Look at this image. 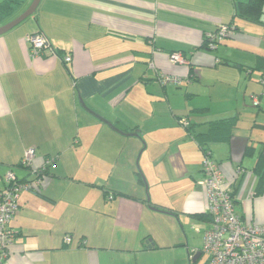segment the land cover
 Listing matches in <instances>:
<instances>
[{
	"label": "crops",
	"instance_id": "0c3cea01",
	"mask_svg": "<svg viewBox=\"0 0 264 264\" xmlns=\"http://www.w3.org/2000/svg\"><path fill=\"white\" fill-rule=\"evenodd\" d=\"M247 1L40 0L0 35V189L9 169L29 176L20 166L27 150H35L36 167L46 157L56 162L38 190L20 193L4 264H198L212 223L204 154L178 120L206 131L208 121L240 112L238 101L214 104V82L236 80L238 92L256 72L264 82V23L236 15ZM14 2L0 27L33 0ZM230 22L236 31L205 46L208 32ZM36 32L50 45L37 57L28 42ZM176 51L186 63L171 60ZM160 74L192 77L201 83L193 89L211 97L176 106L183 86L163 84ZM252 95L256 112L238 114L230 139L210 150L238 213L262 224L264 87L245 85L243 102ZM82 101L119 130L138 133L116 131Z\"/></svg>",
	"mask_w": 264,
	"mask_h": 264
},
{
	"label": "built area",
	"instance_id": "2783aa9c",
	"mask_svg": "<svg viewBox=\"0 0 264 264\" xmlns=\"http://www.w3.org/2000/svg\"><path fill=\"white\" fill-rule=\"evenodd\" d=\"M233 29L222 23L206 34L208 46L215 48ZM29 50L35 57L50 47L47 38L39 32L28 36ZM173 62L186 63L180 51L171 53ZM71 61V56H64ZM163 84L183 85L184 79L176 75L160 74ZM191 79H187L190 82ZM257 96H253V105H259ZM186 126L189 121L182 118ZM35 150H27L21 160L23 166L31 167L32 172L26 178H19L14 170H8L4 176L6 187L0 191V264H4L11 253L17 233L11 225L19 207V197L23 190H38L48 165L55 157H46L41 167L34 165ZM239 172L242 167L238 168ZM203 172L208 199V212L211 216V227L206 231L203 252L208 257L207 264H264V223L247 221L237 211L236 196L226 186V178L219 163L212 153L204 154ZM69 240V238H68Z\"/></svg>",
	"mask_w": 264,
	"mask_h": 264
},
{
	"label": "trees",
	"instance_id": "16d2710c",
	"mask_svg": "<svg viewBox=\"0 0 264 264\" xmlns=\"http://www.w3.org/2000/svg\"><path fill=\"white\" fill-rule=\"evenodd\" d=\"M14 3H15L14 0H4L0 2V15H5V13L11 12L14 7L13 5ZM236 12H237L236 15L242 18H247L255 22L264 23V19H263L264 18V0H249L247 2L240 3L237 6ZM227 25L231 27L233 31H236L238 28L236 24L233 22L227 23ZM208 41L209 39L206 36L205 42H204L205 46L208 45ZM261 64L264 65V62H261ZM184 118L189 121V125H186L185 127L187 128L189 134L194 136L195 140L197 141L198 145L200 146L204 154L208 152L211 153V150H210L211 143L216 142V141L229 140L230 137L232 136L233 129L236 127L238 119H239V117L235 115L232 117L210 120L207 122L208 128L206 131H195L193 124L190 123V120L187 117H184ZM249 151H250V148H248V152ZM20 166L25 168L28 171V174L32 172L31 167L23 166L21 162H20ZM49 171L50 170H49V165H48L44 172L50 173ZM5 187H6V182H5ZM2 190L3 189H0V191Z\"/></svg>",
	"mask_w": 264,
	"mask_h": 264
},
{
	"label": "rangeland",
	"instance_id": "374dc122",
	"mask_svg": "<svg viewBox=\"0 0 264 264\" xmlns=\"http://www.w3.org/2000/svg\"><path fill=\"white\" fill-rule=\"evenodd\" d=\"M218 73L220 74V72H218ZM223 80H225V79H223ZM243 82H244L243 83L244 86L242 89H240L239 92H238V86H237L238 82H236V80H229L228 82L227 81H217V83L214 82V104H218L221 101L227 102V103L233 102V101L235 103L238 101V103H239L238 108L240 110V112H238V114H240L241 119L245 117V113H248L251 111L256 112V108L253 106V95H252V99L249 102L248 101L243 102L245 85H249L252 89L253 88L258 89L259 87H264V85H263L264 82L261 79V75H259L258 72L251 75L250 78L244 79ZM192 83H195L196 85L201 84L198 81H193ZM192 83L184 81V83L182 85L183 87L180 88V90H181V92H179L180 94H177L176 97L173 98V104L174 105L181 106V107H184V106L188 107L192 103L196 104L198 102H205V101L210 99L211 93L207 88H205L203 90H201V89L195 90V89H193V87H195V88H197V87H196V85L191 86ZM207 86H210V85H207ZM186 90H188V91L194 90L196 93L190 97V96L186 95V93H185ZM191 113H196V112H191ZM238 114H237V112H235L233 115H230V117L235 116V115H237L239 117ZM180 120H178V124L183 126V124L181 123ZM72 151L74 153H76L77 152L76 147ZM203 160H204V156H203ZM203 160H202V168H203ZM55 163L56 162H54L53 164L55 165ZM139 168H141V162L140 161H139ZM204 179H205V175H204ZM146 182H147V179H146ZM146 185H148V182ZM206 261H207V255L203 254L202 257L200 258V260L198 261V264H206Z\"/></svg>",
	"mask_w": 264,
	"mask_h": 264
},
{
	"label": "water",
	"instance_id": "95a60500",
	"mask_svg": "<svg viewBox=\"0 0 264 264\" xmlns=\"http://www.w3.org/2000/svg\"><path fill=\"white\" fill-rule=\"evenodd\" d=\"M39 3H40V0H33L32 4L29 6V8L26 9L22 14H20L18 17H16L15 19L11 20L10 22L6 23L5 25L1 26L0 27V35L8 32L12 28H14L18 24H20L22 21H24L25 19H27L28 17L33 15L35 13ZM82 104L88 111H90L91 113H93L94 115H96L97 117H99L100 119L105 121L106 123H108L116 131H119V132H121L123 134H137L138 133V132L137 133H125V132L119 130L110 121L106 120L103 116H101L98 113H95L94 110H92L90 107H88L85 104V102L82 101ZM200 255H201V252L196 253L195 256L192 258V260L195 262Z\"/></svg>",
	"mask_w": 264,
	"mask_h": 264
}]
</instances>
